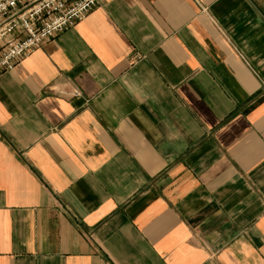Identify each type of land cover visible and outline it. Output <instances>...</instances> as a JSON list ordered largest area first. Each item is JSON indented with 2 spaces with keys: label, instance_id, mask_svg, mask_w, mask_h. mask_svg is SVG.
<instances>
[{
  "label": "crops",
  "instance_id": "1",
  "mask_svg": "<svg viewBox=\"0 0 264 264\" xmlns=\"http://www.w3.org/2000/svg\"><path fill=\"white\" fill-rule=\"evenodd\" d=\"M264 0H97L0 75V264H264Z\"/></svg>",
  "mask_w": 264,
  "mask_h": 264
},
{
  "label": "built area",
  "instance_id": "2",
  "mask_svg": "<svg viewBox=\"0 0 264 264\" xmlns=\"http://www.w3.org/2000/svg\"><path fill=\"white\" fill-rule=\"evenodd\" d=\"M96 5L97 0H0V75L83 20Z\"/></svg>",
  "mask_w": 264,
  "mask_h": 264
}]
</instances>
